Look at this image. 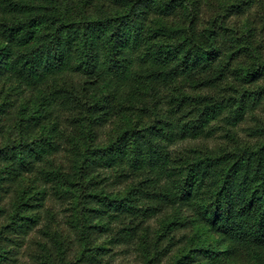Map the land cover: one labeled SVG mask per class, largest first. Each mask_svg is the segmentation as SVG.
Listing matches in <instances>:
<instances>
[{
	"label": "trees",
	"instance_id": "obj_1",
	"mask_svg": "<svg viewBox=\"0 0 264 264\" xmlns=\"http://www.w3.org/2000/svg\"><path fill=\"white\" fill-rule=\"evenodd\" d=\"M106 1L113 10L93 14L94 0L78 4L0 0V38L4 42L0 69L29 87L52 83L47 103L83 112L77 123L87 138L93 125L105 123L115 111L125 121L106 146H95L90 139L86 142L78 151L73 175L45 171L41 172L44 181L55 183L58 193H76L82 205L89 200L113 211L112 216L134 212L151 217L160 206L185 207L193 223L205 232L197 241V253L207 259L206 264H264V143L220 155L188 150L176 157L168 148L183 140L214 135V122L219 119L236 128L246 114L264 105V85L260 83L264 81V62L232 67L248 49L241 43L224 60L221 42L229 36V29L214 21L211 27L198 30L190 0ZM182 9L189 25L171 26L163 21ZM67 74L95 81L83 90L58 86L56 82ZM230 75L242 87L224 88L234 87L230 98L193 95L187 90L218 87ZM106 91L113 92V99L133 103L130 115L133 112L135 118L122 105L103 107L99 96ZM164 91L169 109L160 114ZM135 95L153 103L141 105L130 97ZM88 97L94 99L91 104ZM39 117H43L42 110L34 111L27 120ZM146 118L153 120L145 123ZM247 132L264 139V124L247 128ZM49 141L48 136L34 137L24 149L45 156L50 152ZM22 152L13 155L19 158ZM93 160L103 167L116 166L122 173L141 174L142 180L122 198L90 192L85 168ZM138 196L150 204L134 205ZM179 219L170 223V230L181 225ZM80 220L77 217L78 224L73 222L75 229ZM82 227L83 235L91 228L86 222ZM121 232L131 237L133 228L124 227Z\"/></svg>",
	"mask_w": 264,
	"mask_h": 264
},
{
	"label": "rangeland",
	"instance_id": "obj_2",
	"mask_svg": "<svg viewBox=\"0 0 264 264\" xmlns=\"http://www.w3.org/2000/svg\"><path fill=\"white\" fill-rule=\"evenodd\" d=\"M69 1L78 4L82 0ZM190 1V13L196 17L198 30L211 27L214 21L223 22L229 29V36L221 42L224 60H228L234 48L241 43L248 49L246 56L232 62V67L240 69L256 60L264 62V0ZM92 10L96 14L100 10L113 9L106 0H94ZM163 21L171 26H187L190 19L182 9ZM3 47L4 42L0 38V49ZM64 77L56 82L58 86L80 90L95 81L85 75L71 77L67 74ZM221 82L215 88L187 90L193 95L220 99L233 96L234 87L232 90L224 88H242L231 75ZM260 83L264 85V81ZM51 87L52 83L29 87L0 69V264H206L207 259L197 253V241L205 232L199 230L200 224L193 223L192 214L185 207L160 206L159 212L151 217L135 215L134 212L112 216L113 211L89 200L87 205H82L76 193H58L55 183L44 181L42 173L45 171L73 175L77 171L78 151L87 145L89 139V143L104 147L125 124L122 115L115 111L105 123L93 125V133L87 138L77 123L79 116H84L83 112L79 109L67 111L59 103H47ZM248 88L254 89V86ZM112 94V91L100 92L102 106L122 105L128 116L134 119V113L130 115L133 103L113 99ZM162 94L159 112L165 114L169 109L167 92ZM130 97L141 105L143 102L153 103L148 97ZM86 101L91 104L94 99L88 97ZM38 110H42L43 117L29 122L27 119ZM151 120L146 118L145 123ZM262 123L264 105L246 114L236 128L219 119L214 122L217 128L214 135L183 140L168 148L176 157L188 150L212 155L240 151L264 143V139L250 137L247 132V128ZM42 136L50 138L47 146L50 152L45 156L24 149L32 138ZM16 151H23L19 158L13 155ZM85 169L90 192L119 198L126 196L142 180L141 174L122 173L116 166L103 167L94 160ZM62 189L65 191V187ZM133 204L147 206L150 202L138 196ZM77 217H81L79 229L73 227V222L78 224ZM178 217L181 225L170 230V223ZM84 222L91 228L83 235ZM124 227L133 228L131 237H124L125 232H121Z\"/></svg>",
	"mask_w": 264,
	"mask_h": 264
}]
</instances>
